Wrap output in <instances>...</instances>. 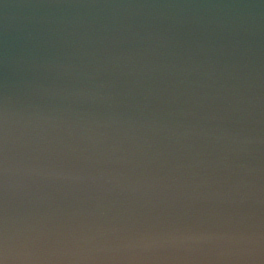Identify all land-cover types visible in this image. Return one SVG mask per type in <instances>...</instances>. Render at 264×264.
<instances>
[{
	"label": "clouds",
	"instance_id": "obj_1",
	"mask_svg": "<svg viewBox=\"0 0 264 264\" xmlns=\"http://www.w3.org/2000/svg\"><path fill=\"white\" fill-rule=\"evenodd\" d=\"M0 264H264V0H0Z\"/></svg>",
	"mask_w": 264,
	"mask_h": 264
}]
</instances>
